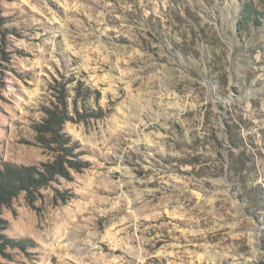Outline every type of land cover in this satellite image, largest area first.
I'll list each match as a JSON object with an SVG mask.
<instances>
[{
  "label": "rangeland",
  "instance_id": "obj_1",
  "mask_svg": "<svg viewBox=\"0 0 264 264\" xmlns=\"http://www.w3.org/2000/svg\"><path fill=\"white\" fill-rule=\"evenodd\" d=\"M70 79L67 156L35 128ZM59 154L0 264H264V0H0V168Z\"/></svg>",
  "mask_w": 264,
  "mask_h": 264
},
{
  "label": "trees",
  "instance_id": "obj_2",
  "mask_svg": "<svg viewBox=\"0 0 264 264\" xmlns=\"http://www.w3.org/2000/svg\"><path fill=\"white\" fill-rule=\"evenodd\" d=\"M257 19L256 11L251 9H245L244 13L241 14L240 28H243L246 25L248 20L255 21ZM72 80H68L59 84L58 89V103L59 106H55L52 109L46 111V118L43 123L39 124L35 130L38 132V136L40 140L45 139V135L48 134V139L50 142L55 143L59 146V150H63L68 153L67 156H72V152L74 150L75 143H71L70 138L62 132V126L65 121L69 120L71 117L67 113V98H68V88L66 87L67 83ZM81 84V83H80ZM80 84L78 83L74 89L76 90V94L74 99L77 96L84 97L85 94L82 93ZM236 144V142H233ZM65 154V155H66ZM65 155L59 154L57 160L52 164H45L43 171H37L34 167H27L23 165H15L5 163L0 168V203L8 201L12 196H15L20 190H35L37 186L43 185L47 182L49 178H52L54 174L65 175L68 173L67 169L62 164V159L65 158ZM67 160V159H66ZM68 162L71 166L78 170L82 166L80 162L77 160L69 159ZM231 169V167H229ZM261 190L260 186L252 189V191L248 190V199H255L257 202L258 198H262L261 194H258ZM259 216V214H258ZM259 219V217H258ZM4 239L7 240L4 236ZM3 242L0 241V245Z\"/></svg>",
  "mask_w": 264,
  "mask_h": 264
},
{
  "label": "water",
  "instance_id": "obj_3",
  "mask_svg": "<svg viewBox=\"0 0 264 264\" xmlns=\"http://www.w3.org/2000/svg\"><path fill=\"white\" fill-rule=\"evenodd\" d=\"M228 168H226V171H227ZM224 179H226V177H224Z\"/></svg>",
  "mask_w": 264,
  "mask_h": 264
}]
</instances>
